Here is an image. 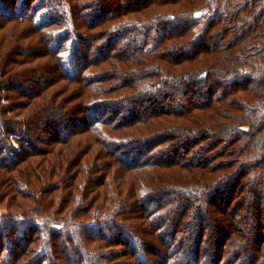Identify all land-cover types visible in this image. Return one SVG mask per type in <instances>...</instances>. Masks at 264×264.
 <instances>
[{
  "label": "trees",
  "instance_id": "1",
  "mask_svg": "<svg viewBox=\"0 0 264 264\" xmlns=\"http://www.w3.org/2000/svg\"><path fill=\"white\" fill-rule=\"evenodd\" d=\"M95 1L0 0V264H264V0Z\"/></svg>",
  "mask_w": 264,
  "mask_h": 264
},
{
  "label": "rangeland",
  "instance_id": "2",
  "mask_svg": "<svg viewBox=\"0 0 264 264\" xmlns=\"http://www.w3.org/2000/svg\"><path fill=\"white\" fill-rule=\"evenodd\" d=\"M88 1H92L93 3H95L96 1L95 0H88ZM1 21V20H0ZM0 24L2 25V26H4L5 24H2V22H0ZM5 28L3 29L2 28V30H0V34H5L7 31H6V28H9V27H11L10 25H7V26H4ZM23 31H21V29L19 30V29H14L13 30V33L12 34H15V35H20L21 33H22ZM9 33V32H8ZM8 33H6L5 35H7ZM14 35V36H15ZM116 42L115 43H117L116 45H118V40H115ZM121 43V42H120ZM43 59L44 58H39L38 59V63H41L42 64V61H43ZM209 61H211V59L209 60ZM212 63L211 64H216L217 63V61H211ZM24 67H26V66H21L20 68H24ZM102 66H99V67H97V68H95L94 69V71H95V73L96 74H100V68H101ZM19 68V69H20ZM10 68H7L6 70H9ZM248 84V83H247ZM247 84H244V86L246 85V86H248ZM243 87V86H242ZM8 91L10 92L11 90H9L8 89ZM7 93V92H6ZM253 93V94H252ZM252 93H248V100H249V102L250 103H252L255 99H259V98H261L263 95H261L260 93V91H259V89L257 88V86H255V89L254 90H252ZM3 96H5V95H3ZM1 104H6V101H2V102H0ZM175 104V103H174ZM8 105V104H7ZM176 105V104H175ZM218 106H220V104L218 105ZM250 106H252L251 104H250ZM223 112V111H222ZM221 112V113H222ZM14 113H16V111L15 110H13V112L12 113H2V116L4 117V118H12V116H14L15 114ZM232 113L234 114L232 117H230L229 119H231L230 121L229 120H227L226 122H228V123H230V125L229 126H231V127H237V126H248V124L246 123L248 120H249V116H248V114H247V110H246V112H245V110H242V109H240V108H236L235 110H234V112L232 111ZM199 114H200V111H194L193 112V114L192 115H183L184 117H182V118H180V116L181 115H179V116H174V117H168L169 119H172V120H170V122H168L167 124L169 125H172V126H177V125H179L178 123H180V122H182V121H180L181 119H183V120H189V122H195V120H200L204 125H210L211 123H206V122H204V118H203V116H199ZM214 115L215 114H213L212 115V118L214 117ZM14 120H16V118H13ZM191 120V121H190ZM219 121H221V120H219ZM219 123V122H218ZM228 126V127H229ZM52 128H53V125L51 126ZM77 137H79V135L77 136ZM240 141L241 142H243L244 140H243V138H241V139H239V142H236V144H235V148H236V145H238L239 143H240ZM48 142H50V141H48ZM256 141H253V146H254V148H255V146L257 145V143H255ZM12 145L14 146V143H12ZM50 145L51 144H49V143H47V144H45V147H46V149H47V151L48 152H50L51 150H50ZM59 148H63L64 149V151H62L61 153H59L58 155H59V158H60V160H63L64 161V159H65V157H64V155L66 156L68 153H69V146L68 145H61V146H59ZM253 148V149H254ZM251 150L252 151V155H250L249 157H244L243 158V161H245L246 162V166L247 167H250L249 166V164H250V160H254V159H256L257 158V156H258V153H260V152H258L257 153V151L256 152H254V150ZM259 149V148H258ZM257 153V154H256ZM165 155V154H164ZM162 156H159V158H161ZM175 157V156H174ZM67 159V158H66ZM210 168V167H209ZM209 168H208V171L207 170H204L207 174V176H209V177H213V176H216V175H218L219 174V172H217V171H214V172H209ZM213 170V169H212ZM212 170H210V171H212ZM156 171H161V169L160 170H156L155 168H154V172H156ZM191 171H198V170H189V171H185L184 170V172H185V174H187L188 172H191ZM145 172H147V171H145ZM153 173V172H152ZM135 177H138V178H140V179H143V181L145 182V180H146V182L148 181V179H150L151 178V176H149L148 174H146V173H144V172H142V171H133V172H129L127 175H126V177L124 178L125 179V182H133V178H135ZM2 182H4V187H6L7 185H9V180L8 181H2ZM131 185V184H130ZM129 186V185H128ZM263 189H264V187H263ZM119 197H117V199H118ZM116 199V200H117ZM34 207L36 208V209H38V202H36L35 204H34ZM7 212V210L6 209H4L3 208V205H0V213H6ZM209 212V211H208ZM207 212V213H208ZM210 220V219H209ZM141 221V220H140ZM250 223V222H249ZM238 225H240V223H237ZM234 226H236V224H234ZM203 227V230L205 231V232H208L209 230H211V229H213V226H210V225H208L207 223H206V221L204 222V225L202 226ZM179 229H181V227H179V228H176L175 230H179ZM194 229L196 230V229H198V227H195L194 226ZM218 233V231L216 232V233H214L215 235ZM177 234V233H176ZM214 236V235H213ZM247 238H249V239H247L246 240V242H244V246H243V248H244V250H247V249H251V250H253L254 249V247H255V243H256V239L254 238V236H252V235H249ZM4 239V238H3ZM208 246V244L205 242V240L201 243V245H200V248H204L205 246ZM211 245H215V243L212 241L211 242ZM262 245H264V236H263V244ZM116 249V248H115ZM3 253H7V250H4V252ZM125 253H129L127 250L125 251ZM157 255V254H156ZM86 258V257H85ZM86 260L88 261V263H89V261H90V259H87L86 258ZM115 260H113L112 261V263H116V262H114ZM129 261H130V263L131 264H133L134 263V260H132L131 258H129ZM200 262H201V260H200ZM82 262H80V260H77V261H75L74 262V264H81ZM196 263V260H195V262H194V264Z\"/></svg>",
  "mask_w": 264,
  "mask_h": 264
}]
</instances>
